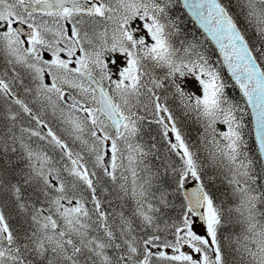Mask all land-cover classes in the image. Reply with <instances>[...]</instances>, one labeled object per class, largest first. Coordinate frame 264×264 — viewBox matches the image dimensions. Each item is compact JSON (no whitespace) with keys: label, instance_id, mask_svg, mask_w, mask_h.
Instances as JSON below:
<instances>
[{"label":"snow or ice","instance_id":"snow-or-ice-1","mask_svg":"<svg viewBox=\"0 0 264 264\" xmlns=\"http://www.w3.org/2000/svg\"><path fill=\"white\" fill-rule=\"evenodd\" d=\"M0 264H264V0H0Z\"/></svg>","mask_w":264,"mask_h":264},{"label":"rangeland","instance_id":"rangeland-1","mask_svg":"<svg viewBox=\"0 0 264 264\" xmlns=\"http://www.w3.org/2000/svg\"><path fill=\"white\" fill-rule=\"evenodd\" d=\"M191 87L195 88V82L192 83Z\"/></svg>","mask_w":264,"mask_h":264}]
</instances>
